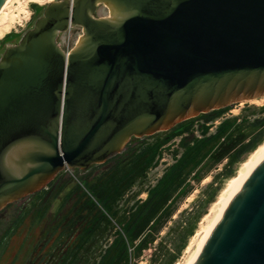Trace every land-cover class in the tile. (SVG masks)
I'll return each instance as SVG.
<instances>
[{"label":"water","instance_id":"obj_1","mask_svg":"<svg viewBox=\"0 0 264 264\" xmlns=\"http://www.w3.org/2000/svg\"><path fill=\"white\" fill-rule=\"evenodd\" d=\"M263 97L264 0L52 2L0 59V211L134 138ZM194 264H264V160Z\"/></svg>","mask_w":264,"mask_h":264},{"label":"rangeland","instance_id":"obj_2","mask_svg":"<svg viewBox=\"0 0 264 264\" xmlns=\"http://www.w3.org/2000/svg\"><path fill=\"white\" fill-rule=\"evenodd\" d=\"M53 1L58 0H41L40 3H34L33 0H13L8 5L5 12L0 16V59L9 46L18 45L27 32L35 27L36 22L43 17L46 7ZM8 26L9 28L13 26V29L11 34L5 38L7 33L4 29ZM82 35V27L76 26L61 34L58 42L64 51L70 52L77 45ZM225 109L226 112L216 121L207 122L200 118L201 115L188 119L189 128L184 133L174 134L172 130L176 126L169 131L151 135L150 138H134L133 144H128L130 148L138 146L143 141L152 145L160 141L163 145L158 147L156 159L147 175L122 200L121 211L124 219L128 217L123 212L135 210L148 199L149 190L155 188L164 174L182 158L187 144L191 143L193 146L197 140L214 135L218 127L226 120H233L232 125L235 129L237 126L240 127L245 124L246 121L252 122L262 117L264 115V98L235 104ZM171 136L172 139L165 143V140ZM263 142L264 138L256 147H259ZM126 151H128L127 148L122 153ZM253 151L254 149L242 156L231 168V174L228 176L224 174L227 159L219 163H214L212 157H206L204 161L202 160L178 191L172 203V215L162 220L164 221L162 223L163 228L159 233L153 235L154 244L146 249L136 250L139 241L135 242V247L126 242L128 253L131 256L130 264H155V262L160 264L167 252H173L174 246L181 243L193 224L194 236L197 230L202 227L204 217L210 213L213 204L218 200L228 180L237 177L241 164L248 159ZM96 166L98 165H93L87 170L62 171L58 179L50 183L53 187L48 189L47 199L40 201L39 197L29 196L0 211V264H30V259L35 250L40 247L41 243L48 240V237L72 207L73 200L67 204V198L71 192L77 185H80L87 192L85 179L89 178ZM137 193L139 194L137 195ZM212 195V199L207 201ZM22 216L25 219L21 218ZM112 222L115 230L105 240L103 250L111 246L119 236L127 240L123 231L125 221L113 220ZM16 224L19 226L15 227ZM12 230V234L8 235ZM190 239L191 237L187 239V244H189ZM189 256L183 251L179 262L177 261L175 264H186ZM152 257H154L155 262L151 261Z\"/></svg>","mask_w":264,"mask_h":264},{"label":"trees","instance_id":"obj_3","mask_svg":"<svg viewBox=\"0 0 264 264\" xmlns=\"http://www.w3.org/2000/svg\"><path fill=\"white\" fill-rule=\"evenodd\" d=\"M225 112L226 109L215 110L201 114L200 118L212 122L219 119ZM232 123H234L233 120H226L218 127L214 135L197 140L193 146L191 143L187 144L182 158L164 174L155 188L149 190L148 199L135 210L123 212L127 215V219L122 216L121 202L147 175L156 159L158 147L163 145L162 142L158 141L152 145L143 141L134 148H130V144L127 147L128 151L115 155L106 163L96 166L89 178L85 179L87 192L80 185L71 192L67 198V204L73 200L72 207L48 240L41 243L35 250L30 264H130L131 256L126 242L135 247V242L139 241L136 250L146 249L154 244V233H159L163 228L162 220L172 215V203L178 191L202 160L212 157L214 163H219L227 159L224 174L228 176L234 164L242 156L255 150L257 144L262 142L264 115L252 122L246 121L235 129ZM187 128L189 124L185 121L178 124L172 132L181 134ZM170 139L172 136L167 138L165 143ZM52 187L53 185L50 184L31 197H39L40 201L47 199L48 189ZM212 197L213 195L207 201H210ZM21 218L25 219L24 216ZM112 219L118 222L125 221L123 231L127 240L119 236L111 246L103 250L105 240L115 230ZM17 226L19 224L15 227ZM12 232L13 230L8 235ZM193 232L194 224L181 243L174 246L173 252H167L160 264H175L190 244V242L187 244V239L191 237V241L195 236ZM151 261L155 262L154 257Z\"/></svg>","mask_w":264,"mask_h":264},{"label":"bare ground","instance_id":"obj_4","mask_svg":"<svg viewBox=\"0 0 264 264\" xmlns=\"http://www.w3.org/2000/svg\"><path fill=\"white\" fill-rule=\"evenodd\" d=\"M12 1L13 0H8L6 4L0 9V16L2 15V13L5 12L6 8ZM33 2L40 3L41 0H33ZM9 26L6 29H4V31H6L7 33L5 35V38L9 34H11V31L13 29L12 28L13 26L11 28H9ZM263 160H264V142L251 153V155L248 157L246 161H244L241 164V167L239 169V174L237 175V177H232L228 180V183L226 187L222 190L218 200L213 204L210 213L204 217V222L202 221V227L197 231L195 236L192 238L189 246L185 251L186 254L190 255L189 260L187 261L186 264H194L201 250L206 244L209 236L213 232L218 222L221 220L231 200L236 196V194L242 188V186L244 185L250 174Z\"/></svg>","mask_w":264,"mask_h":264}]
</instances>
